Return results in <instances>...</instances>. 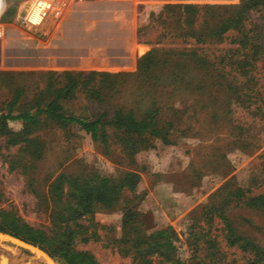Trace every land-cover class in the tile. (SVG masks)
Returning <instances> with one entry per match:
<instances>
[{"label": "rangeland", "instance_id": "obj_1", "mask_svg": "<svg viewBox=\"0 0 264 264\" xmlns=\"http://www.w3.org/2000/svg\"><path fill=\"white\" fill-rule=\"evenodd\" d=\"M5 1L0 114L33 113L52 99L83 120L154 112L168 142L111 123L91 136L47 115L27 128L7 121L0 209L47 234L63 214L74 249L97 264H264V0H74L29 30L17 20L29 0ZM238 14L237 26L218 32ZM128 173L131 188L82 215L62 207L65 179L60 194L50 187L59 175L118 183ZM259 194L263 204L248 205ZM161 230L167 238L151 237ZM1 262L44 264L0 240Z\"/></svg>", "mask_w": 264, "mask_h": 264}, {"label": "trees", "instance_id": "obj_2", "mask_svg": "<svg viewBox=\"0 0 264 264\" xmlns=\"http://www.w3.org/2000/svg\"><path fill=\"white\" fill-rule=\"evenodd\" d=\"M249 6H252V4H249ZM246 8L248 7H243L242 10L246 11ZM182 10L186 14H192L194 12L193 7L190 5H183ZM240 19L241 16L238 14L226 21H223L218 27V32H222L229 27L237 26L240 22ZM93 73L94 72H90L89 74L92 75ZM76 75H79V73ZM76 84V77L71 78L66 85L58 89L57 96L70 92L76 86ZM19 92L20 91H15L13 93L10 104H13L17 100ZM40 115L54 117L58 121L65 122L67 124H75L84 132L89 133L91 136L99 135L101 126L104 123H111L121 127L123 132L129 135L154 136L158 137L163 142H168L164 131H162V129L156 125L154 112L147 113L142 118L138 119L133 115L132 110L129 109L124 111L118 108L113 112L111 118L106 121H101L100 117L93 120H83L61 113L55 99L48 101L43 107L37 104L33 113H30L29 111H20L16 114H0V132H8L6 129L7 121L19 120L23 125H26L27 128L28 124L33 123ZM146 139V137L143 138L144 141ZM100 140L105 142L104 134H100ZM134 178H136L134 174L128 173L118 183H109L105 178L88 180L69 179L68 181L63 175H59L52 182L50 187L52 189L58 190V194H60L62 192V184L65 179L68 187L67 191L65 192L67 193L66 197L63 201L64 206L62 207H64V210L73 208L78 215H82L86 212H90L93 205L96 203L107 206L110 205L116 198L117 192L120 188L125 186L128 188L132 187ZM247 200L248 205L250 206H260L263 204V196L260 194L256 196H247ZM51 220L52 224L56 225L57 227H54V230H52L51 234H47L42 230L30 228L26 224L20 222V220L14 216H10L4 210L0 209L1 232L9 233L15 237L39 246L61 264H97L93 257H91V255H89L86 251L74 249L72 244V231L70 228H67L66 224V221L69 220L67 217L65 218L63 214H59ZM70 220L73 219L70 218ZM61 224L63 226H60ZM165 231L166 230L157 231L151 237L157 236L167 238L168 236L165 235ZM229 238L232 240L234 237L230 236ZM235 239L238 240L240 238L235 237ZM136 243L140 242L136 241L135 244ZM155 243L156 241L154 244ZM157 244L162 246L163 249L170 247V243L168 242L157 241ZM239 247L242 249H254V245H252L246 239H241Z\"/></svg>", "mask_w": 264, "mask_h": 264}, {"label": "built area", "instance_id": "obj_3", "mask_svg": "<svg viewBox=\"0 0 264 264\" xmlns=\"http://www.w3.org/2000/svg\"><path fill=\"white\" fill-rule=\"evenodd\" d=\"M74 0H29L28 8L17 17L21 27L34 29L47 17H60ZM82 1V0H78Z\"/></svg>", "mask_w": 264, "mask_h": 264}, {"label": "water", "instance_id": "obj_4", "mask_svg": "<svg viewBox=\"0 0 264 264\" xmlns=\"http://www.w3.org/2000/svg\"><path fill=\"white\" fill-rule=\"evenodd\" d=\"M0 240L14 244V245L32 253V254H34L35 256L40 258L44 262V264H61V263L57 262L54 258H52L46 251H44L40 247H38L32 243H29L23 239H20L18 237L10 235L8 233L0 231Z\"/></svg>", "mask_w": 264, "mask_h": 264}, {"label": "bare ground", "instance_id": "obj_5", "mask_svg": "<svg viewBox=\"0 0 264 264\" xmlns=\"http://www.w3.org/2000/svg\"><path fill=\"white\" fill-rule=\"evenodd\" d=\"M5 5H6V1L5 0H0V7H5ZM37 259H38V257H37Z\"/></svg>", "mask_w": 264, "mask_h": 264}]
</instances>
